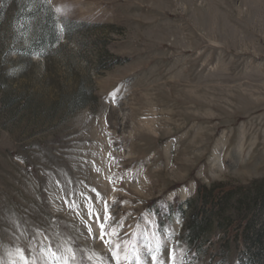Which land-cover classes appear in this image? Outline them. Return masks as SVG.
Returning <instances> with one entry per match:
<instances>
[{
  "label": "rangeland",
  "instance_id": "rangeland-1",
  "mask_svg": "<svg viewBox=\"0 0 264 264\" xmlns=\"http://www.w3.org/2000/svg\"><path fill=\"white\" fill-rule=\"evenodd\" d=\"M34 2L0 0V264H264V0H47L49 48Z\"/></svg>",
  "mask_w": 264,
  "mask_h": 264
},
{
  "label": "trees",
  "instance_id": "trees-1",
  "mask_svg": "<svg viewBox=\"0 0 264 264\" xmlns=\"http://www.w3.org/2000/svg\"><path fill=\"white\" fill-rule=\"evenodd\" d=\"M25 14H28V16L36 20L32 30L29 47L44 46L49 48L57 39V29L55 26V13L48 6L47 0H35L33 5L25 11ZM72 23H74L73 25H77V22ZM261 184H264V182H261L259 187L257 186L256 195H259L260 200H262L261 204L264 205V194L261 193ZM209 222L210 220L207 217L201 216L200 219H198L196 214H193L189 218L188 233L194 241L200 239L203 224L208 226L210 225Z\"/></svg>",
  "mask_w": 264,
  "mask_h": 264
},
{
  "label": "snow or ice",
  "instance_id": "snow-or-ice-1",
  "mask_svg": "<svg viewBox=\"0 0 264 264\" xmlns=\"http://www.w3.org/2000/svg\"><path fill=\"white\" fill-rule=\"evenodd\" d=\"M57 11H60V9L58 8ZM89 215L90 216L95 215L97 223L99 224V227H100V239L101 241H104L105 235H106L105 224L100 222L99 214H94L91 209H89ZM108 219H110V217L108 215L107 205H105L104 220L107 221ZM90 234H91V231H90ZM109 244H110V241H109ZM161 246H162L161 242H157L155 247L151 245L148 246L151 264H165V261H162L159 255ZM118 253H119L118 247L116 250L112 251L111 253L114 259L116 260L117 264H119V261H120V257ZM51 255L54 257L56 253L53 252L51 253ZM165 255H166V264H176V253H175L174 248H167ZM134 258H135V264H142V258L139 255L138 251L134 252ZM19 259L21 261V264H30L29 260L25 257L23 252H20ZM125 259H127V257H125ZM62 264H68L67 260H64ZM181 264H183V262H181Z\"/></svg>",
  "mask_w": 264,
  "mask_h": 264
}]
</instances>
